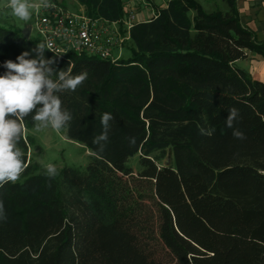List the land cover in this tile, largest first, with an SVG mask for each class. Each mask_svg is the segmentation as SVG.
Here are the masks:
<instances>
[{"label": "trees", "instance_id": "trees-1", "mask_svg": "<svg viewBox=\"0 0 264 264\" xmlns=\"http://www.w3.org/2000/svg\"><path fill=\"white\" fill-rule=\"evenodd\" d=\"M77 1L90 18L125 17L124 0ZM224 1L228 10L207 12L198 0H168L133 24L130 57L114 62L45 49L56 69L88 72L59 97L73 116L61 130L93 156L86 171L49 178L29 160L24 134L27 167L0 188V264H166L157 248L170 264H264V81L237 66L250 52L264 58V40L243 23L238 0ZM40 42L0 26V74ZM232 107L244 140L225 124ZM105 112L115 119L98 154ZM24 123L34 127L31 115ZM169 148L174 165H161ZM136 154L137 174L128 165Z\"/></svg>", "mask_w": 264, "mask_h": 264}, {"label": "clouds", "instance_id": "clouds-1", "mask_svg": "<svg viewBox=\"0 0 264 264\" xmlns=\"http://www.w3.org/2000/svg\"><path fill=\"white\" fill-rule=\"evenodd\" d=\"M7 6L16 18L28 21L33 9L48 7V2L40 0L37 4L31 0H8ZM45 49V43L40 42L31 51L18 55L16 61L7 60L2 65L6 71L0 74V188L9 182L15 183L27 167L24 153L18 147L26 131L25 118L31 115L36 131L51 127L60 132L73 116L68 109H62L59 93L76 91L88 78L86 70L73 75L71 67L56 69L55 59L45 58ZM32 53L36 54L35 57ZM54 75L55 80L52 78ZM114 119L110 112L101 114L102 131L92 140L98 154L106 151ZM241 119L240 110L232 107L228 109L225 124L232 129L235 139L244 140L247 138L245 133L235 127ZM213 131L201 129V134L211 136ZM128 139L130 146H135L136 138ZM46 174L49 178L57 175L54 164L46 165ZM3 219H6V214L4 202L0 200V220Z\"/></svg>", "mask_w": 264, "mask_h": 264}, {"label": "rangeland", "instance_id": "rangeland-1", "mask_svg": "<svg viewBox=\"0 0 264 264\" xmlns=\"http://www.w3.org/2000/svg\"><path fill=\"white\" fill-rule=\"evenodd\" d=\"M57 3L65 6L72 12H83L81 5L77 0H54ZM207 12H211L216 9L223 11L228 10V6L224 0H198ZM32 3H39L40 0H31ZM168 0H144L137 6L138 21H145L151 19L160 7L167 4ZM4 5V3H3ZM195 11L190 12V17L193 18ZM35 23L33 18V10L30 20L23 21L16 18L9 7L2 8L0 11V26L13 29H25L27 26H33ZM111 29L117 31L124 39L123 48L121 51V58L130 57V47L132 42L127 38V25L123 23H117L112 25ZM32 38H39V34L36 29L31 33ZM119 54L118 49L115 50L114 55ZM250 62L245 60L237 63L240 68H246ZM25 135L31 137L33 142L29 146L28 157L31 163L38 165L39 172L46 171V165L54 164L57 173L64 167L76 168L81 171H86L89 163L92 160V152L89 151L83 144L70 140L66 133L62 130L56 132L51 127L36 131L35 127L26 129ZM140 154H136L128 161V165L132 167L135 174L139 173L142 169L140 165ZM161 165L169 166L174 165L173 151L171 148L167 150L165 158L161 159ZM157 255L165 260L166 264L172 262L171 257L166 254V251L157 248Z\"/></svg>", "mask_w": 264, "mask_h": 264}, {"label": "built area", "instance_id": "built-area-1", "mask_svg": "<svg viewBox=\"0 0 264 264\" xmlns=\"http://www.w3.org/2000/svg\"><path fill=\"white\" fill-rule=\"evenodd\" d=\"M48 7L33 9L34 25L41 42L59 56L86 54L117 61L121 58L124 39L111 29L118 22L90 18L83 12H72L54 0H47ZM144 0H124L125 17L121 23L127 25V38L133 24L137 22V6ZM4 3V5H3ZM38 4V3H37ZM8 0H0V11L7 8ZM50 46V47H49ZM118 49L119 54L114 55Z\"/></svg>", "mask_w": 264, "mask_h": 264}, {"label": "crops", "instance_id": "crops-1", "mask_svg": "<svg viewBox=\"0 0 264 264\" xmlns=\"http://www.w3.org/2000/svg\"><path fill=\"white\" fill-rule=\"evenodd\" d=\"M238 7L243 23L253 29L260 40H264V0H238ZM244 60L250 62L244 69L254 78L264 81V58L250 52Z\"/></svg>", "mask_w": 264, "mask_h": 264}, {"label": "water", "instance_id": "water-1", "mask_svg": "<svg viewBox=\"0 0 264 264\" xmlns=\"http://www.w3.org/2000/svg\"><path fill=\"white\" fill-rule=\"evenodd\" d=\"M32 33V26H27L25 29H23V35L25 38L29 39Z\"/></svg>", "mask_w": 264, "mask_h": 264}]
</instances>
